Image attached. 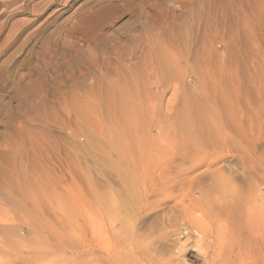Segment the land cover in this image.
Here are the masks:
<instances>
[{"label":"rangeland","instance_id":"obj_1","mask_svg":"<svg viewBox=\"0 0 264 264\" xmlns=\"http://www.w3.org/2000/svg\"><path fill=\"white\" fill-rule=\"evenodd\" d=\"M259 222L264 0H0V264H264Z\"/></svg>","mask_w":264,"mask_h":264},{"label":"bare ground","instance_id":"obj_2","mask_svg":"<svg viewBox=\"0 0 264 264\" xmlns=\"http://www.w3.org/2000/svg\"><path fill=\"white\" fill-rule=\"evenodd\" d=\"M13 1V0H12ZM10 3V2H9ZM5 7V6H4ZM116 7V6H115ZM114 7V8H115ZM119 7V6H117ZM114 8H112V6L110 5H107L106 7H103V9L99 10V11H95L94 13H92V15L88 16L86 19H85V23H89L92 25V27H94L95 30H99L100 28H102L101 26H103L106 21H107V15L109 12H113L115 10H113ZM12 13V12H11ZM113 16V15H112ZM88 24V25H89ZM87 27V26H86ZM89 27V26H88ZM90 28V27H89ZM12 32V31H11ZM11 34V33H10ZM13 34V33H12ZM15 35V34H14ZM8 39V38H7ZM9 40V39H8ZM12 44V43H11ZM123 53V52H122ZM29 94V93H28ZM24 97V96H23ZM17 99V102H20V99L21 98H16ZM24 101H29V97L28 95L23 99V102ZM28 103V102H27ZM21 107V106H20ZM254 231L256 233H264V222H259V223H254ZM242 231V230H241ZM259 238H261V236H258ZM263 237V236H262ZM51 238V237H50ZM56 239V238H55ZM60 239V238H57V240ZM262 241V239L260 240V242ZM264 241V240H263ZM262 241V244L261 246L263 247L264 246V242ZM59 243V241H57ZM56 242V243H57ZM59 245V244H58ZM5 246V245H4ZM60 246V245H59ZM31 247V246H30ZM49 249V248H48ZM47 249V250H48ZM52 252V251H51ZM31 254V253H30ZM36 254V253H35ZM49 254V253H48ZM46 255V254H44ZM23 256V255H22ZM37 256V255H36ZM43 256V255H42ZM34 257V256H33ZM263 259H264V253H263ZM19 259V258H18ZM25 259V258H24ZM30 259V258H29ZM35 259V257H34ZM26 260V259H25ZM24 260V261H25ZM27 261V260H26ZM32 261V260H31ZM31 263V262H30ZM76 263V262H75Z\"/></svg>","mask_w":264,"mask_h":264}]
</instances>
